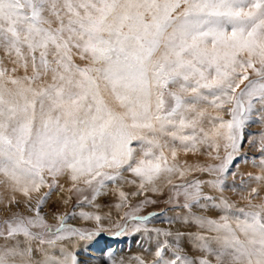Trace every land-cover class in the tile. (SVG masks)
Returning a JSON list of instances; mask_svg holds the SVG:
<instances>
[{"label": "snow or ice", "instance_id": "snow-or-ice-1", "mask_svg": "<svg viewBox=\"0 0 264 264\" xmlns=\"http://www.w3.org/2000/svg\"><path fill=\"white\" fill-rule=\"evenodd\" d=\"M0 51L12 65L0 58V183L20 192L34 213L0 222V264H82L72 238L90 242L104 231L102 217L81 210L49 224L41 210L62 188L57 178L68 175L78 192V184L92 190L77 201L81 209L98 207L96 196L125 172L139 180L133 195L146 186L155 192L162 177L171 184L174 173L186 174L175 163L177 144L216 150L218 163L198 169L214 178L173 185L177 204L189 210L181 221L214 235L178 232L173 242H158L152 261L134 259L264 264V204L237 209L242 217L230 219L233 205L202 189L222 191L246 123L264 122V0H0ZM260 143L264 165V134ZM42 188L48 191L32 205ZM194 206L226 214L211 219L192 213ZM136 211L124 215L139 231L148 217ZM76 215L96 228L68 225ZM115 227L119 236L127 224ZM184 235L200 255L184 254ZM113 255L110 264H124Z\"/></svg>", "mask_w": 264, "mask_h": 264}, {"label": "rangeland", "instance_id": "rangeland-1", "mask_svg": "<svg viewBox=\"0 0 264 264\" xmlns=\"http://www.w3.org/2000/svg\"><path fill=\"white\" fill-rule=\"evenodd\" d=\"M0 58H4V54L0 51ZM77 62H81L77 58ZM4 64L11 68L12 65L4 58ZM250 79H256L255 75H251ZM247 83V81H245ZM243 88L244 85H241ZM239 91V90H238ZM208 113L212 116L216 115V110L211 105H206ZM259 108V105H257ZM224 119H230L227 112H222ZM205 127L210 125L205 122ZM261 134H264V122H258L255 117L251 122L246 123L243 129V140L239 151L235 153L234 160L230 166L229 173L224 177L222 191L203 185L202 189L208 195L214 197L225 198L233 207L227 211L230 219L236 216H241L242 213L237 209L245 211L252 210V206L264 204V179L257 180L256 177H264V165L261 164ZM177 156L175 163L181 170H186L183 178L178 173L171 176L172 183H168V178L162 177L156 182L158 191L146 190L142 194L133 195L138 192L139 180L130 173H124V179L116 183H108L107 188L102 190V194L97 195L94 204L96 206L85 205L83 209L77 206V201L83 196L91 198L92 190L86 188L83 184H78V188H83V192H78L73 188V182L68 175L58 177V182L62 188H57L48 198L46 204L41 210L42 215L49 224L56 225L58 223L56 216L62 214H70L72 212L79 213L81 210L99 214L102 217L101 224L104 231L98 236H94L90 242L85 243L73 237L79 249V259L82 264H110L109 253H114L113 259L119 261L123 259L124 264H138L134 257H142L146 261L154 259L152 253L155 251L158 242L167 239L170 243L174 241L175 234L180 233H196L200 232L204 235H214L207 232L205 229L199 228L195 223H183L181 218L188 215L189 210L180 207L173 196L175 189L173 185L179 183H187L194 180H208L214 177L209 176L207 172H201L200 167H207L218 163L214 159L216 150L210 144H198L196 150L184 151L177 144ZM219 154L224 155L223 142ZM0 180H4L0 176ZM51 183V178H48ZM136 180V183L128 181ZM256 189L255 193L252 189ZM71 189V191H69ZM47 188H42L40 193H33L32 205H35L36 199L47 192ZM123 191L127 195V201H122L119 192ZM13 197L19 202H12ZM150 200L152 203H144ZM180 203H183V198H180ZM219 203V199L216 200ZM120 205V207H117ZM138 208L134 214L137 216H147L148 221L141 225L140 230H135V225L138 221H133L125 217L126 212H132ZM191 212L219 220L225 211L222 208H200L194 206ZM13 213H22L24 215H34L28 211V205L25 197L20 193L13 191L8 182L0 183V222L11 218ZM67 224L78 229H95L96 222L94 220H84L76 215L67 220ZM116 224L122 227L127 224L126 231L119 235H113L118 229ZM147 228L149 231H145ZM154 229H159L161 232H171L173 236L165 237L158 234ZM180 247L184 254L189 256H198L200 253L192 247L191 241L187 235L180 238Z\"/></svg>", "mask_w": 264, "mask_h": 264}]
</instances>
